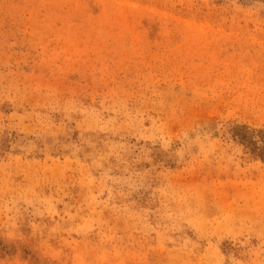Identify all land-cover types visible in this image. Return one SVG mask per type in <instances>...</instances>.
Listing matches in <instances>:
<instances>
[{
  "label": "rangeland",
  "instance_id": "rangeland-1",
  "mask_svg": "<svg viewBox=\"0 0 264 264\" xmlns=\"http://www.w3.org/2000/svg\"><path fill=\"white\" fill-rule=\"evenodd\" d=\"M0 264H264V0H0Z\"/></svg>",
  "mask_w": 264,
  "mask_h": 264
}]
</instances>
